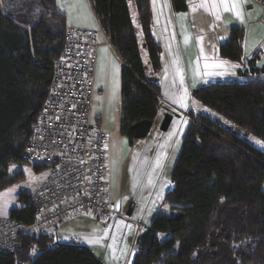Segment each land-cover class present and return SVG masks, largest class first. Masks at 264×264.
Here are the masks:
<instances>
[{
  "label": "trees",
  "instance_id": "16d2710c",
  "mask_svg": "<svg viewBox=\"0 0 264 264\" xmlns=\"http://www.w3.org/2000/svg\"><path fill=\"white\" fill-rule=\"evenodd\" d=\"M129 1L154 73L162 49L152 33L151 0H91L96 19L124 65L120 133L134 145L133 126L155 120L160 85L148 78ZM187 12V0H171ZM256 8V7H255ZM66 17L56 0H0V216L29 225L39 213L32 195L9 192L25 180L12 166L28 165L23 155L64 47ZM246 31L233 28L220 57L245 68L242 81L212 83L193 94L202 106L229 121L208 116L191 121L175 165L172 188L163 202L173 215L158 213L137 238L130 264H264V68L260 52L244 57ZM244 131L248 137L239 132ZM44 168L34 166L40 173ZM101 219V218H99ZM110 220V219H109ZM0 264H104L81 243H56L51 234L20 236L14 253ZM129 264V263H128Z\"/></svg>",
  "mask_w": 264,
  "mask_h": 264
},
{
  "label": "crops",
  "instance_id": "0c3cea01",
  "mask_svg": "<svg viewBox=\"0 0 264 264\" xmlns=\"http://www.w3.org/2000/svg\"><path fill=\"white\" fill-rule=\"evenodd\" d=\"M193 2L198 3V5H192L194 4ZM230 2L231 0H229V3ZM212 3L213 0H187L188 11L185 13H178L175 12L172 8L171 0H155L154 2L153 0H151L152 15L154 21L152 33L154 38L156 39V42L162 49V68L164 67V54L168 52L176 54L174 60L177 62L178 68L183 69L186 74L184 76V79L182 80V83L171 85L170 90H172L174 94L173 97L176 100H180L181 94L186 95L187 101L190 102V107L196 108V110H198V112L190 110L188 111V114L192 113L194 115L197 113L196 115L199 116H201L199 113L203 114L202 116H208L210 110L206 107L199 108V106L195 104V98L193 94L196 90L228 78H234L232 80L236 81L238 80V78L235 77H240L239 72L246 71L245 68H243L241 65L220 57V47L224 43H227L229 41L231 30L233 28L246 29L247 35L244 44V57L245 59H249L254 53L253 50L255 45L253 38L258 35L260 28L264 29V24L260 20V12L255 11V8L253 9L252 6L247 5L244 0H237V9L236 7L229 8V5L227 8L226 5L224 7L223 4L226 3L221 2V0H217V8L213 9ZM131 4L133 3L129 1L130 11ZM56 6L57 9L66 17L67 29L81 28L94 31L97 33L99 41L100 25L94 14L91 0H59V3L58 0H56ZM193 6L198 7L194 8ZM242 8H246L244 19L248 22L247 24L242 23L243 14L240 13V11L243 10ZM253 11H255L254 14L252 13ZM238 12L239 15L237 14ZM252 19H255V21H251ZM159 21H161V23H159ZM156 23L161 24L160 29L158 28V25H156ZM157 28L158 32L156 33ZM157 34H159L160 40L157 38ZM201 36L204 37V40L198 41L197 38H200ZM163 41H165V43L168 45L166 47L167 49L163 47L162 44H160ZM107 43L108 42L101 43L99 41L100 49L95 77V92L91 117L95 122L97 119H101L104 126L107 127L108 131L110 130L116 134L119 133L121 135V117L119 114V110L117 112V124L112 125L109 123V114L111 112V108H113V105L117 106L121 103V75L122 70L124 69V65L116 55L110 43ZM145 51L146 50L141 49V52H144L146 56L145 61L143 60L144 58L142 59L143 63L145 67L149 66L151 68L148 55ZM257 66L259 68H264V58L260 59ZM219 67L222 68L219 69ZM210 68H214L216 71L221 70L223 71V73L219 76L211 75L209 78H207L206 76L208 75V71ZM146 72L150 80L156 81L160 85V93L158 96L160 104L158 107V115L154 120L157 127L164 118L165 112H163V109H169V107H166V101L168 103L169 101L166 100L165 95H162L163 85L160 82L161 72L154 73L152 69H150V71H147L146 69ZM241 79L244 80L245 78L242 77ZM183 100H185L184 97ZM174 104H172V106L170 107L171 109L169 110H175V108L173 107ZM177 108L180 107L177 106ZM177 112L181 113L178 110ZM152 132L154 131L152 130ZM152 132H150L148 137H150ZM250 141L255 146L254 141ZM123 143V148L128 147V139L127 141L124 140ZM135 146L136 143L135 145H133V147ZM112 154L113 153L110 151V145L108 143V159L110 157V162L108 160V164H111V173H109L108 175V187L111 200L112 193H114L116 185L112 168V164H115V159ZM116 167L118 166H115V168ZM20 168L24 173L25 180L16 184L14 187L23 185L29 179H32V177L40 176V174L38 175L31 166L29 168L28 165H24ZM27 168L30 170H27ZM117 180L118 177L116 178V182ZM40 186L41 184L35 183L29 186L30 190L29 188H27L21 189L20 191L31 194L32 189L37 191ZM112 202L115 204L113 200ZM155 214V212L151 214L147 225L141 224L140 222L138 223L137 221H131L129 224H127L129 229H132L131 235L129 233V242L132 247L126 255V260L124 261L125 257L123 259L120 258L118 262L116 261V264H128L130 262L131 256L133 254V251H131L133 246H135V250L137 249V238L149 228V224H151L150 221H153V219L155 218ZM124 220L128 221L126 217L124 218ZM106 221L111 220L106 219ZM99 225L104 229L102 230ZM111 225V228H114V220L112 221ZM115 227L116 228L114 229L118 228L117 225ZM124 227L125 225H123L122 228ZM106 228V224H100L88 215H77L71 217L57 231L51 233V235L55 237L58 243L75 242L84 244L92 250L96 257L100 258V254L105 244H107L108 240H110V243L113 242L112 233L106 232ZM120 234L121 233L119 232V229H117L114 236V241ZM112 248L117 249V244H112ZM101 260L104 262V259ZM104 264L106 263L104 262Z\"/></svg>",
  "mask_w": 264,
  "mask_h": 264
},
{
  "label": "built area",
  "instance_id": "2783aa9c",
  "mask_svg": "<svg viewBox=\"0 0 264 264\" xmlns=\"http://www.w3.org/2000/svg\"><path fill=\"white\" fill-rule=\"evenodd\" d=\"M245 1L259 9L264 24V0ZM99 49L96 32L67 29L23 155L29 166L46 173L31 198L40 211L29 225L0 217V253L18 250L22 234L54 233L73 216L117 214L108 187L107 136L91 117ZM190 120L201 125L195 117Z\"/></svg>",
  "mask_w": 264,
  "mask_h": 264
},
{
  "label": "rangeland",
  "instance_id": "374dc122",
  "mask_svg": "<svg viewBox=\"0 0 264 264\" xmlns=\"http://www.w3.org/2000/svg\"><path fill=\"white\" fill-rule=\"evenodd\" d=\"M155 0H153L154 2ZM194 1V0H193ZM244 2L249 5L245 0ZM194 3V2H193ZM223 4V3H222ZM192 5H198V3H194ZM226 8L228 7V3L223 4V6ZM213 9L217 8V0H213L212 3ZM251 6V5H250ZM194 8H197L198 6H193ZM248 7V6H247ZM253 7V6H252ZM255 7H253L254 9ZM237 9V6H236ZM243 9V8H242ZM255 11H259L258 8H255ZM255 11L252 13L254 14ZM131 17L133 19V25L137 29L138 39H139V46L140 49L145 50L144 42L141 41L142 34L141 30L137 21L136 12L134 9L133 4H131ZM246 12V8L240 11L242 15V23L247 24L248 22L244 19V14ZM260 14V13H259ZM251 21H255V19H252ZM161 23V21H159ZM156 23L158 25V28H161V24ZM154 26V21L152 20V28ZM158 28L156 30V33L158 32ZM73 29V28H71ZM81 29V28H77ZM76 29V30H77ZM246 31V29H244ZM91 31V30H89ZM94 32V31H91ZM155 34V33H154ZM156 35V34H155ZM200 35V34H198ZM247 35V31H246ZM154 37V36H153ZM157 38L160 40L159 34H157ZM155 39V38H154ZM198 41H203L204 37L201 36L200 38H197ZM254 50L260 52L261 59L264 58V29L260 28L258 35L254 38ZM109 38L104 34L100 27L99 32V41L101 43L108 42ZM156 40V39H155ZM110 43V41L108 42ZM107 43V44H108ZM163 47H167L168 45L163 41L162 43ZM100 45V44H99ZM111 45V44H110ZM167 49V48H166ZM146 52V51H145ZM142 59L145 61V53L142 52ZM176 57V54L168 53L164 54V67L161 70V76H160V82L163 85L162 88V95L166 96V100L169 101V103L166 101L167 106L169 109L174 104L175 110H169L171 112H176L175 114L177 116L174 117V120L167 132H162L160 130L154 131L151 133L150 137L147 139H141L138 141H135L136 146L133 147L132 145H129L127 143L126 148H123V142L124 140L127 141V139L123 138L119 133L116 134L113 131H108L107 127L104 126L103 121L101 119H97V125L99 129H102L106 136L107 141L110 145V151L113 153L112 156H114L115 164H112L113 173L115 176V190L114 193H112V200L115 202L114 209L116 211V215L114 218V228L117 225L119 229L120 235L117 236V238L114 241V236L116 234V230L114 228H111L112 225V219L111 221H106V219L101 218V220L97 217L90 216L93 218L96 222H99L100 224H106V232L112 233V241L110 243V240H108L107 244H105L101 254L100 258L104 259V262L107 264H116V261L118 262L120 258H124V261L127 258V254L131 249V244L129 242V233L131 235L132 229H129L128 225L131 221L132 222H140L141 224L147 225L148 221L150 219V216L153 212H155V216L158 213L166 214V215H173L175 214L173 210H171V203H167L164 201L166 194L168 191L172 188L171 183V177L175 168V165L177 163L178 157L181 153L183 141L185 139V135L187 133L188 127L191 123L190 118H197L199 115L196 114H188L190 110L194 112H198L196 108L190 107V102L187 101L186 95L181 94L180 100H176L173 97V92L170 90L171 85H176L182 83V80L184 79V76L186 75L183 69L178 68L177 62L174 60ZM222 67H219L221 69ZM147 71H150V67H146ZM208 75L206 76L209 78L211 75H221L223 71L221 70H215L214 68H210L208 71ZM230 77V76H228ZM235 78H238L236 81H242V79L237 76ZM234 78H228L225 80H220L218 83H224V82H231ZM214 81V80H213ZM217 82V81H216ZM184 88V87H183ZM187 93V92H186ZM183 97L185 100H183ZM165 103V105H166ZM186 104V107H185ZM195 104L199 106V108H205L203 107L197 100H195ZM176 105V106H175ZM180 107V108H177ZM121 103L117 106L113 105V108H109V123L114 125L118 122L117 112L119 110V114L121 117ZM177 110L181 113H178ZM113 111V112H112ZM116 112V114H115ZM168 112V111H163ZM200 115H203L199 113ZM208 117L214 119L216 122L222 124L225 127L233 128L232 124L227 121L225 118L215 114L213 111H209ZM240 135L248 137V135L244 131L239 132ZM248 139L253 140L255 143V146L264 152V143L256 138L248 137ZM258 141L260 143H258ZM134 143V145H135ZM115 153V154H114ZM111 155V154H110ZM117 156V157H116ZM110 162V157H109ZM29 166V165H28ZM115 166H118L115 168ZM21 166H13L11 168L12 174L17 173L21 170ZM30 168V166H29ZM33 169V167H32ZM118 169V171H117ZM27 170H30L27 168ZM42 173L38 177H32V179H29L26 183L23 185L13 187L9 194L14 197L21 189H27L30 190L31 184H41L39 189L37 191L32 189V193L36 194L44 185L45 181V172L43 170L40 172ZM40 173H37L38 175ZM108 173H111V164H108ZM118 177V180L116 182V178ZM35 178V179H33ZM33 186V185H32ZM131 203H135V209L131 216H127V210ZM85 215V214H83ZM2 218H7L4 216H0ZM127 218L128 221H125L124 218ZM97 218V219H96ZM99 220V221H97ZM151 223V221H150ZM123 225H125L124 228ZM150 225V224H149ZM100 226V225H99ZM103 226V225H102ZM100 228L103 230L104 228L100 226ZM56 243L57 240H56ZM112 244H117L118 248L114 249L112 248ZM137 250V249H136ZM131 251H135V246H133ZM131 261V260H130ZM130 264V262H129Z\"/></svg>",
  "mask_w": 264,
  "mask_h": 264
},
{
  "label": "water",
  "instance_id": "95a60500",
  "mask_svg": "<svg viewBox=\"0 0 264 264\" xmlns=\"http://www.w3.org/2000/svg\"><path fill=\"white\" fill-rule=\"evenodd\" d=\"M165 111H168V112H165L164 118L162 119L161 123L157 127H156L154 120H144V121H140L136 123L133 126L135 139L141 140V139L147 138L150 132H152V130L153 131L160 130L162 132H167L173 122L174 117L177 115L167 109ZM134 209H135V203H131L127 210V216H131L134 212Z\"/></svg>",
  "mask_w": 264,
  "mask_h": 264
},
{
  "label": "snow or ice",
  "instance_id": "6c2138e0",
  "mask_svg": "<svg viewBox=\"0 0 264 264\" xmlns=\"http://www.w3.org/2000/svg\"><path fill=\"white\" fill-rule=\"evenodd\" d=\"M221 2L229 3V0H221ZM58 3H59V0H58ZM236 3H237V0H231V2L229 3V8H235ZM237 14L239 15V12ZM258 143H260V142L258 141Z\"/></svg>",
  "mask_w": 264,
  "mask_h": 264
}]
</instances>
